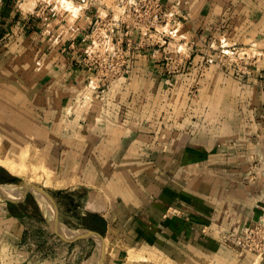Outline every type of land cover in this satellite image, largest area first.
<instances>
[{"label":"crops","instance_id":"obj_1","mask_svg":"<svg viewBox=\"0 0 264 264\" xmlns=\"http://www.w3.org/2000/svg\"><path fill=\"white\" fill-rule=\"evenodd\" d=\"M22 1L0 0V87L52 139L71 199L55 215L106 222L108 264L136 243L214 253L264 221V0H162L157 34L116 33L128 65L107 82L90 33L113 0ZM12 208L0 201V264H59L32 256L35 221Z\"/></svg>","mask_w":264,"mask_h":264},{"label":"rangeland","instance_id":"obj_2","mask_svg":"<svg viewBox=\"0 0 264 264\" xmlns=\"http://www.w3.org/2000/svg\"><path fill=\"white\" fill-rule=\"evenodd\" d=\"M21 2L23 1L21 0ZM65 5L67 7L72 6L68 2H65ZM244 52L246 51L240 50L233 59L240 61L243 57L246 58L247 55L241 54ZM6 92V87H0V158L3 160L8 159L17 165H21L20 155L24 153L26 155L24 160L26 165L24 169L17 167L22 170L20 173L11 172L0 166V186L7 187L9 185L19 189V191L13 193H6V199L0 197V201L13 205L12 209L15 210L17 216L24 218V220L30 219L35 221L31 222V225L36 228H32L34 232L29 233L27 237L28 249L32 256L56 260L59 264H100L102 249L100 248L99 252L98 238L81 235L80 232L86 231L87 228L78 227L89 225L77 215L74 216L70 213L63 216L55 215V204L57 203V205L67 208L71 206V199L70 196H66L61 200L60 194L57 193L61 191L60 189L68 191L69 186L64 187L66 186L65 182H63L64 184L57 183L61 180V173L60 167L56 165V152L53 148L52 139L49 138L50 136H47L45 139V136L40 134L41 137H44L40 140L37 135L41 131L35 129L32 121H30V129L26 126L28 115L24 117L22 110L17 113V110H14V107L7 103L8 97ZM17 124H19L20 129L15 127ZM46 126L48 125L46 124ZM27 128L29 129L27 131L35 134L25 135L23 132ZM7 175L14 177L15 181L12 182ZM26 184L40 188L46 193V196L49 198L44 197L36 189L46 205L50 221L56 223L58 227H62L69 233L63 231H59V233L55 232L45 218V209L38 203L33 193L31 191L24 192L22 189ZM80 191V196L84 200L92 198L95 195L97 196L94 191L88 190L84 186ZM78 214L80 215L81 211ZM246 228L237 236L238 243H216L217 247L214 253H210L209 251L199 252L198 249L192 248L190 257L187 254L188 258L185 257L183 259L182 247L175 248V254L171 253L170 256L166 248L152 249L146 246L147 243H136L130 247L129 253L125 256V261H127L126 264H173L172 261H176L175 264H264V247L256 248L254 243H239L238 239L245 232ZM99 234L103 235L101 232ZM108 250L110 249L105 245L104 264H108L106 260Z\"/></svg>","mask_w":264,"mask_h":264},{"label":"built area","instance_id":"obj_3","mask_svg":"<svg viewBox=\"0 0 264 264\" xmlns=\"http://www.w3.org/2000/svg\"><path fill=\"white\" fill-rule=\"evenodd\" d=\"M114 6L106 17H96L91 26L92 49L96 50L97 77L103 82L126 73L127 51L118 46L116 33L134 28L143 37L158 33L159 27L167 23L169 12L162 0H113ZM239 243H254L264 247V221L245 229Z\"/></svg>","mask_w":264,"mask_h":264},{"label":"bare ground","instance_id":"obj_4","mask_svg":"<svg viewBox=\"0 0 264 264\" xmlns=\"http://www.w3.org/2000/svg\"><path fill=\"white\" fill-rule=\"evenodd\" d=\"M11 144V143H10ZM12 145V144H11ZM25 152V151H24ZM25 154L24 153H21V155H20V159H21V161H22V163H21V165H17V164H15V163H13V161H11V160H3V159H1L0 158V166H3L4 168H6L7 170H9V171H11V172H14V173H20V172H22V170L21 169H24V166L26 165L25 163H24V160H25ZM4 159H5V157H4ZM33 164V163H32ZM17 167H19V168H21V169H19V168H17ZM35 168V167H34ZM37 169V168H36ZM28 185H30V184H26L22 189H25L26 188V186H28ZM32 186V185H31ZM11 186H7V187H1L0 186V189L2 190V192L4 193V194H6V193H13V192H16V191H19V189H17V188H15V187H11ZM34 186H32V189H31V192L33 193V195H34V197L36 198V200L38 201V203L45 209V213L47 214V208H46V205H45V203H44V201L42 200V197H41V195H40V193L35 189V187L33 188ZM10 188V190H8ZM21 190V189H20ZM58 227V226H57ZM64 228H66V227H64ZM58 231H63V232H67V231H65V229H63L62 227H58ZM67 233H69V232H67ZM81 233V232H80ZM98 241H99V252H100V250L102 249V247H103V245H102V241L100 240V239H97ZM101 248V249H100Z\"/></svg>","mask_w":264,"mask_h":264},{"label":"water","instance_id":"obj_5","mask_svg":"<svg viewBox=\"0 0 264 264\" xmlns=\"http://www.w3.org/2000/svg\"><path fill=\"white\" fill-rule=\"evenodd\" d=\"M31 189H32V186L31 185H28L23 190H24V192H27V191H31ZM35 189H37L38 191H40L42 193V195H44V197L46 196V193L43 190H41L40 188H35ZM0 197L5 198V199L7 197L6 194H4L2 192L1 189H0ZM46 197H48V196H46ZM45 218L48 220V223L55 230V232L56 233H59L57 224L54 223V222H52V221H50V219H49V217H48L47 214L45 215ZM80 234L81 235H88V236H91V237H96V238H98V239H100L102 241L103 247H102V251H101L100 264H104V262H105V244H104V237H103V235H101V234H99V233H97L95 231H84V232H81Z\"/></svg>","mask_w":264,"mask_h":264},{"label":"trees","instance_id":"obj_6","mask_svg":"<svg viewBox=\"0 0 264 264\" xmlns=\"http://www.w3.org/2000/svg\"><path fill=\"white\" fill-rule=\"evenodd\" d=\"M7 177L13 182L15 181V178L7 175ZM88 224V223H87ZM89 227L92 228L93 230L97 231V232H101L104 233L105 228H106V222L101 219L99 216H90V222H89Z\"/></svg>","mask_w":264,"mask_h":264}]
</instances>
